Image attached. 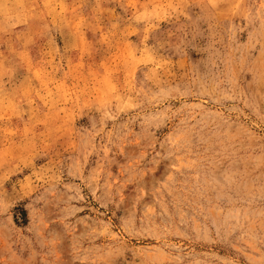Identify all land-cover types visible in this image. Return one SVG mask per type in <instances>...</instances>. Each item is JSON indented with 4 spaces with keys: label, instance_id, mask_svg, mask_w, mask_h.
<instances>
[{
    "label": "rangeland",
    "instance_id": "rangeland-1",
    "mask_svg": "<svg viewBox=\"0 0 264 264\" xmlns=\"http://www.w3.org/2000/svg\"><path fill=\"white\" fill-rule=\"evenodd\" d=\"M0 264H264V0H0Z\"/></svg>",
    "mask_w": 264,
    "mask_h": 264
}]
</instances>
